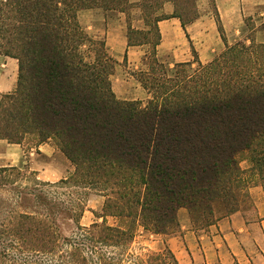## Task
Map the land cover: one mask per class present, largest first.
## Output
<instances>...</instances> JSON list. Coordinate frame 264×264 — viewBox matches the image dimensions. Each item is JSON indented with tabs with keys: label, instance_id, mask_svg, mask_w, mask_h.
<instances>
[{
	"label": "trees",
	"instance_id": "obj_1",
	"mask_svg": "<svg viewBox=\"0 0 264 264\" xmlns=\"http://www.w3.org/2000/svg\"><path fill=\"white\" fill-rule=\"evenodd\" d=\"M165 1L0 0V54L18 63L15 88L0 97V138L51 140L73 165L55 181L0 167L9 192L0 203V264H178L168 247L131 252L137 228L168 234L180 207L194 225L239 210L250 195L242 152L264 187V42L246 18L248 42L228 43L210 0L224 48L202 62L186 31L198 11L169 0L165 15ZM134 6L148 29L127 21V44L150 45L135 75L150 95L144 106L115 96V60L77 18L81 9L127 14ZM168 17L179 20L193 55L172 68L157 57L158 22ZM89 193L103 197V219L82 226Z\"/></svg>",
	"mask_w": 264,
	"mask_h": 264
},
{
	"label": "crops",
	"instance_id": "obj_2",
	"mask_svg": "<svg viewBox=\"0 0 264 264\" xmlns=\"http://www.w3.org/2000/svg\"><path fill=\"white\" fill-rule=\"evenodd\" d=\"M135 3L138 0H128ZM220 21L225 25L223 7L232 6L235 10V0H214ZM173 4L167 0L160 12L170 15ZM239 12L241 13L240 9ZM123 15V16H122ZM125 13L117 9L104 10L99 7L86 8L78 12V20L83 22L84 28L94 36L105 40L109 53L117 60L126 55L132 64L138 62V46H128L127 27L124 20ZM82 21V22H81ZM143 22V19H142ZM161 35L157 46L159 58L168 50L170 57L176 55L183 46L195 48L199 59L209 60L215 51L221 50L224 44L215 42L214 47H207L203 42L217 31L216 23L198 16L186 25L190 42L186 38L179 20L168 17L158 22ZM138 28V27H136ZM182 37L185 38L186 44ZM220 38V36H219ZM203 39V41H202ZM180 43V44H179ZM181 45V46H179ZM209 49V50H207ZM187 55L185 53L184 57ZM185 59H188L186 56ZM18 63L13 57L0 54V93L12 91L16 86ZM126 99V98H122ZM24 146L21 143L9 142L0 138V167L15 166L17 168L28 165L30 169L38 171V175L45 173L44 179L61 178L72 169V164L51 140L35 146V152L29 151L26 160ZM60 166H56L57 161ZM62 164V165H61ZM49 169V170H48ZM48 170V171H47ZM56 177L53 178V175ZM254 209L248 216L241 211H235L227 216L202 228L194 227L186 208L180 207L176 212L177 231L166 234L165 245L174 253L178 264H264V192L256 188L254 194Z\"/></svg>",
	"mask_w": 264,
	"mask_h": 264
},
{
	"label": "rangeland",
	"instance_id": "obj_3",
	"mask_svg": "<svg viewBox=\"0 0 264 264\" xmlns=\"http://www.w3.org/2000/svg\"><path fill=\"white\" fill-rule=\"evenodd\" d=\"M222 1L226 2L227 0H222ZM235 1H236L235 10L232 8V6L230 7L228 5H224L223 7L224 21H225V25L227 24L226 26L227 29L225 30L224 26L222 27H223V32L226 36L227 42L233 43L238 40L246 39V37L249 34V29L244 22V19L246 18L249 21L250 26L254 27L252 34L255 40L259 42H264V0H235ZM163 4L159 9H162ZM186 8L189 10H192V9L197 10L198 16H202L205 19L211 20L212 24L215 23L214 21L215 11H214V8L210 0H187ZM239 9L241 13L239 12ZM124 20H125L126 27H127V21H128L130 25L133 26L134 28L138 27L137 29H148V26L144 25V23L142 22V15L140 13V10L136 6L128 10L127 14L124 15ZM80 25L82 29L84 30V32H86L90 37L103 40L105 43L104 39L98 38L94 36L90 31H87L84 28L83 22L80 23ZM219 36H220L219 33L215 32L213 36H209L207 38V41L204 40L203 43L204 44L206 43L205 45L207 47L209 46L214 47L215 42L221 43L222 41L221 38H219ZM182 39L186 44L185 38L182 37ZM245 42H248V40H245ZM223 48L224 47L222 46L221 50ZM83 49L84 51L88 50L86 46L83 47ZM106 50L108 51L107 48ZM168 50L169 49H167V51L163 53L159 57V59L167 63V66L170 68H172L174 63L176 62L188 61L193 58L191 47L187 45L183 46V48L178 49L176 55L172 57H170ZM221 50L215 51L212 54V57L218 54ZM137 51H138L140 58L138 62H136L135 64H132V61H128L127 57L117 61L108 51V53L115 60V63L113 64V68L111 69L110 74H109V80H110L111 89L118 99L128 100V101H138L141 104V106H144L147 103L148 99L150 98V95L142 87L140 82L136 79L135 75L137 74L138 71L142 69H146V60L150 54V45L149 44L138 45ZM185 53H187L186 56L188 57V59H185L186 57V56L184 57ZM209 60L201 59L200 61L206 62ZM194 66L195 64H192V67ZM2 94L3 93H0V97ZM122 98H126V99H122ZM21 144H23L24 146V150L26 152L25 154L27 157L26 160H28L29 155H30L29 151L35 152V146H37L36 139L32 136H28L21 142ZM238 161H239L240 167L244 169V172H245L244 177L246 178V182L248 184L247 191L249 192L250 195H249V199H247L244 203H242L240 209L237 211L244 212V214L249 216L252 213L254 209V205H255L254 199L252 198V193L254 194V190H256V188H261L264 192V187L262 186V181L259 179L258 175L250 169L251 163L248 158V153L246 152L240 153L238 155ZM59 163H61L60 160L56 162V166H60ZM19 169L22 172H26L27 174L31 173L33 176L37 177L38 179L49 180V179H44L46 172L42 173V176H40L38 175V171L30 169L28 165H25V167H22ZM72 170H73V165H72V169L69 172H67L63 177L69 175L72 172ZM54 177H56V174L53 175V178ZM14 180H17L16 183L18 185H24L28 183L27 180L19 178V177H17ZM55 180H58V179L54 178L49 181H55ZM7 187L8 185H5L4 187H0V203L3 200L9 198V192L7 191ZM22 201L24 204H27L28 202L26 198H22ZM102 203H103L102 196L97 195L95 193H89L87 196L85 210L79 221L80 225L88 226L89 224L93 222H101L103 218L99 217L98 215L101 213ZM229 214L230 213L224 214L222 210L218 211L216 212V217H218L216 218V220L221 217L227 216ZM0 216H2L1 213H0ZM105 221L108 224H115V219L112 217H106ZM177 226H178V222L175 226H173L170 229V232L168 234L176 232L178 230ZM205 226L206 225H198V224L194 225V227L196 228H202ZM68 232L69 231H65V233H68ZM165 238H166V234H152L148 231L143 230L141 227H138L134 241L132 242L130 246V251L135 254H138L140 252L162 251L164 250L165 247H168L167 245L163 244L165 243ZM215 264H219V263H215Z\"/></svg>",
	"mask_w": 264,
	"mask_h": 264
}]
</instances>
